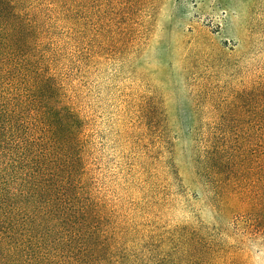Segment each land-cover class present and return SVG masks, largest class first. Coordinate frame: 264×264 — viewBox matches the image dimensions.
Here are the masks:
<instances>
[{
  "label": "trees",
  "instance_id": "trees-1",
  "mask_svg": "<svg viewBox=\"0 0 264 264\" xmlns=\"http://www.w3.org/2000/svg\"><path fill=\"white\" fill-rule=\"evenodd\" d=\"M139 1L0 0V264L207 263L215 229L162 223L158 201L126 208L96 184L78 81L110 47L134 43L135 25L116 19ZM256 78L251 133L239 117L193 139L213 202L252 222L264 219V69Z\"/></svg>",
  "mask_w": 264,
  "mask_h": 264
},
{
  "label": "rangeland",
  "instance_id": "rangeland-1",
  "mask_svg": "<svg viewBox=\"0 0 264 264\" xmlns=\"http://www.w3.org/2000/svg\"><path fill=\"white\" fill-rule=\"evenodd\" d=\"M131 12L116 22L135 25L134 43L110 47V58L92 62L78 81L97 186L126 208L158 201L162 223L196 219L215 229L205 264H264V219L248 220L233 201L213 202L195 174L193 140L239 117L251 133L264 0H141Z\"/></svg>",
  "mask_w": 264,
  "mask_h": 264
}]
</instances>
